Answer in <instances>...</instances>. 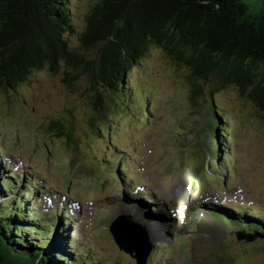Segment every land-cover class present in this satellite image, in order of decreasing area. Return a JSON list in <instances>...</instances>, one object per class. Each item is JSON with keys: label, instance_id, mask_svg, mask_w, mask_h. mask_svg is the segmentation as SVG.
<instances>
[{"label": "rangeland", "instance_id": "rangeland-1", "mask_svg": "<svg viewBox=\"0 0 264 264\" xmlns=\"http://www.w3.org/2000/svg\"><path fill=\"white\" fill-rule=\"evenodd\" d=\"M90 1H73L78 30L84 22L77 17L85 16ZM67 40L71 46H76L75 36ZM64 69L61 64L55 74L48 69L39 71L15 93L0 90V149L14 151V155L23 157L24 164L41 174L49 188L79 203L84 215L88 213L89 243L84 246L85 256L80 264H98L94 252L98 244L97 250L104 254L107 264H133L132 259L115 252V247L105 241L104 231L107 233L122 192L121 177L115 170L120 162L126 165L124 158L110 152L111 148L117 152L118 149L130 151L134 155L138 182L143 185L146 177L152 176L146 182V188L162 193V199L171 203L172 212L175 208L188 206L186 216H180L178 221H172L171 225L165 221L159 223L161 230L157 228L149 239L153 245L151 253L159 252L153 254L149 263L162 260V255H167L172 260L171 264H264V239L252 243L239 242L233 234L235 227L224 225L206 214L201 217L203 221L199 225L180 229L185 218L187 222L189 219L195 221L201 213L199 208L191 212L193 204L209 200L220 204H226L228 200L246 203L237 196L238 183L246 186L248 201L264 208V118L255 105L232 87L213 96L222 114V126L226 119L228 126L232 127L234 140L229 144L236 158L235 167L234 159L229 164L233 175L225 173L223 185L216 190L204 181L203 174L205 161L213 147L205 132L209 81L196 80L202 93L194 104L190 100L194 91L191 83L195 78L191 71L172 61L163 50L152 49L151 54L129 75L137 104L141 110L143 103L147 102L148 114L140 111L132 99L125 101L123 107L108 110L110 114L107 113L106 122L110 123V140L115 145L111 147L106 131L98 137L92 134V118H95L96 126H104L101 119L93 116L82 75L68 81ZM142 140L146 143L144 151ZM5 158H8L7 154ZM18 161L15 160L14 168L19 167ZM138 163L141 173L136 171ZM210 167L214 172L224 171L223 165L221 168L210 163ZM139 190L141 188L138 187L136 191ZM221 192H227L229 199L202 198L203 195ZM123 205L131 209L118 208L115 215L134 213L139 204ZM47 208L45 203H40L41 211ZM172 212L170 214L174 216ZM88 223V217L81 220L77 232L81 241L77 242V248H81V242L87 239L84 233Z\"/></svg>", "mask_w": 264, "mask_h": 264}, {"label": "trees", "instance_id": "trees-1", "mask_svg": "<svg viewBox=\"0 0 264 264\" xmlns=\"http://www.w3.org/2000/svg\"><path fill=\"white\" fill-rule=\"evenodd\" d=\"M73 1L0 0L3 93H15L44 69L55 74L62 64L68 81L84 79L93 116L104 126L92 118L90 129L98 137L109 131L108 110L133 96L132 69L159 48L195 77L194 104L202 93L196 80L209 81L205 132L215 151H224L229 130L222 126L214 94L236 88L264 118V0H91L85 16L77 17L84 22L80 30ZM71 36L75 47L67 40ZM13 201L0 207V264H75L58 249L65 241L50 238L47 228L35 233L25 208Z\"/></svg>", "mask_w": 264, "mask_h": 264}, {"label": "bare ground", "instance_id": "bare-ground-1", "mask_svg": "<svg viewBox=\"0 0 264 264\" xmlns=\"http://www.w3.org/2000/svg\"><path fill=\"white\" fill-rule=\"evenodd\" d=\"M157 226H154V225H148L147 226V230L149 231V234L150 235H152L153 233H155L156 232V230H157Z\"/></svg>", "mask_w": 264, "mask_h": 264}, {"label": "water", "instance_id": "water-1", "mask_svg": "<svg viewBox=\"0 0 264 264\" xmlns=\"http://www.w3.org/2000/svg\"><path fill=\"white\" fill-rule=\"evenodd\" d=\"M254 238H255L254 236H252V237L239 236L238 237V240L244 239L245 241H251Z\"/></svg>", "mask_w": 264, "mask_h": 264}]
</instances>
